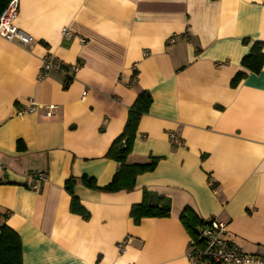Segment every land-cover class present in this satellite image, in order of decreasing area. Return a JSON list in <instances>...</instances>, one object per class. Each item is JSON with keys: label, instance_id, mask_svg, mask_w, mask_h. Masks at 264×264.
<instances>
[{"label": "crops", "instance_id": "obj_1", "mask_svg": "<svg viewBox=\"0 0 264 264\" xmlns=\"http://www.w3.org/2000/svg\"><path fill=\"white\" fill-rule=\"evenodd\" d=\"M17 2L14 24L34 43L0 36V211L22 263L212 264L187 257L186 207L225 221L227 239L264 258V62L258 73L240 65L254 41L264 53V0ZM47 53L79 62L66 88L60 72L39 78ZM238 71L246 75L232 87ZM144 90L152 102L127 163L157 157L155 168L131 189L86 187L82 176L102 187L118 170L105 154ZM30 101L38 108L18 115ZM69 177L87 220L69 211ZM143 190L169 200V216L135 224Z\"/></svg>", "mask_w": 264, "mask_h": 264}, {"label": "trees", "instance_id": "obj_2", "mask_svg": "<svg viewBox=\"0 0 264 264\" xmlns=\"http://www.w3.org/2000/svg\"><path fill=\"white\" fill-rule=\"evenodd\" d=\"M10 0H0V14ZM243 42H247L243 39ZM264 62L263 42L254 41L250 51L243 56L240 65L251 73H258ZM137 71L133 70L132 78L136 77ZM244 71H238L230 85L235 87L238 82L245 77ZM69 83L64 82L66 88ZM152 102L151 95L148 91H140L133 104L129 106L127 118L122 132L113 139L107 149L105 156L116 161L119 164L118 170L112 177V180L102 186L95 185L94 180L82 176L79 181L86 187L104 192H113L120 189H131L134 186L135 177L139 174L152 171L159 158L151 157L149 161L142 163H127V157L131 153L135 139L137 126L141 116L147 113ZM77 182L74 177H69L64 182V188L70 195L69 211L80 215L84 220L89 219V212L80 204L79 199L74 195L73 189ZM142 200L140 203L133 204L130 207L129 215L135 224H138L144 217H167L170 214L169 200L154 196L143 190ZM6 212L0 211V264H23L22 263V244L19 235L5 223ZM179 219L182 225L189 233L196 246H202L203 242L199 239L198 234L201 227L206 222L201 220L190 208L186 207L181 212ZM200 227V228H199Z\"/></svg>", "mask_w": 264, "mask_h": 264}, {"label": "built area", "instance_id": "obj_3", "mask_svg": "<svg viewBox=\"0 0 264 264\" xmlns=\"http://www.w3.org/2000/svg\"><path fill=\"white\" fill-rule=\"evenodd\" d=\"M18 13L17 0H10L2 13L0 14V36L10 41H15L19 45L30 48L34 43V38L23 30L19 29L14 24V19ZM64 37L69 36V31L66 28L62 29ZM81 41H83L81 39ZM173 39H170L172 42ZM79 70V62L71 64H63L55 56L47 53L42 57L41 72L39 78L47 76L52 71L60 72L66 83H70ZM38 108V105L30 101L27 106L18 107L17 114L22 115L28 112H33ZM55 105L45 106V116H54ZM170 137L174 141V134ZM35 182L30 185L32 189H37L39 182L44 180V177L37 174ZM225 221L217 218H211L206 225L200 228L198 237L202 240V246H196L194 241H190V250L187 257L192 263H212V264H264V258L249 254L240 250L232 241L226 238Z\"/></svg>", "mask_w": 264, "mask_h": 264}]
</instances>
